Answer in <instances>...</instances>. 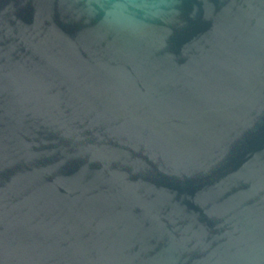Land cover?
Returning a JSON list of instances; mask_svg holds the SVG:
<instances>
[{
	"label": "water",
	"instance_id": "95a60500",
	"mask_svg": "<svg viewBox=\"0 0 264 264\" xmlns=\"http://www.w3.org/2000/svg\"><path fill=\"white\" fill-rule=\"evenodd\" d=\"M0 264H264V0H0Z\"/></svg>",
	"mask_w": 264,
	"mask_h": 264
}]
</instances>
